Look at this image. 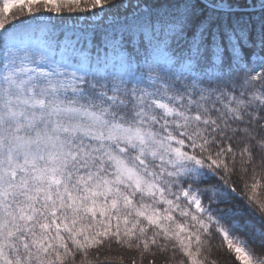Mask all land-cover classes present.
<instances>
[{
    "label": "snow or ice",
    "instance_id": "1",
    "mask_svg": "<svg viewBox=\"0 0 264 264\" xmlns=\"http://www.w3.org/2000/svg\"><path fill=\"white\" fill-rule=\"evenodd\" d=\"M264 264V0H0V264Z\"/></svg>",
    "mask_w": 264,
    "mask_h": 264
},
{
    "label": "trees",
    "instance_id": "2",
    "mask_svg": "<svg viewBox=\"0 0 264 264\" xmlns=\"http://www.w3.org/2000/svg\"><path fill=\"white\" fill-rule=\"evenodd\" d=\"M236 264H238V262H236Z\"/></svg>",
    "mask_w": 264,
    "mask_h": 264
}]
</instances>
